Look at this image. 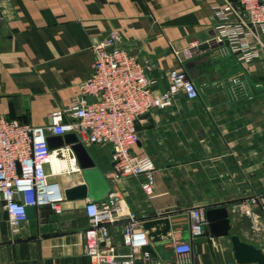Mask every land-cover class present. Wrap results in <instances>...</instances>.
I'll use <instances>...</instances> for the list:
<instances>
[{"label":"crops","instance_id":"obj_1","mask_svg":"<svg viewBox=\"0 0 264 264\" xmlns=\"http://www.w3.org/2000/svg\"><path fill=\"white\" fill-rule=\"evenodd\" d=\"M228 1L0 0V117L47 125L53 111L80 94L93 70V46L110 37L151 66L155 85L162 81L157 91L167 88L172 70H185L195 81L197 99L177 94L139 120L138 148L156 166L152 200L142 189L145 176L111 181L110 148L86 146L110 193L139 218L158 264H241L233 235L264 252V55L251 63L217 49L186 55L212 39L216 7ZM234 76L241 84H230ZM50 169L61 174L52 180L64 192L84 182L75 160L54 155ZM87 203L66 199L60 215L49 205L36 207L15 226L0 194V264H92L82 239ZM196 206L206 214L225 209L229 232L205 231L191 241V254L180 257L174 240H191L188 210ZM125 222L111 228L121 257L131 254L123 246ZM137 258L142 262L141 254Z\"/></svg>","mask_w":264,"mask_h":264},{"label":"built area","instance_id":"obj_2","mask_svg":"<svg viewBox=\"0 0 264 264\" xmlns=\"http://www.w3.org/2000/svg\"><path fill=\"white\" fill-rule=\"evenodd\" d=\"M216 12L219 22L214 36L207 43L189 49L188 59L215 49L222 56L234 54L244 63L264 55V0H232L216 7ZM93 52V70L81 83L80 94L66 107L53 111L47 125L34 126L0 117V194L15 226L27 219L28 207L49 205L57 215L63 212L65 192L52 180L53 175L61 174L51 169L49 173L48 169L54 155L76 162L77 159L71 146L50 149L49 135L75 134L85 147L110 148L109 179L115 182L143 175L144 193L151 200L156 196V166L138 148L141 137L136 122L169 106L177 94L197 99L196 83L187 71L172 70L167 75V88L163 92L154 90L156 82L149 74L151 66L116 44L114 37L96 43ZM229 81L233 86L241 84L240 76ZM188 213L191 240L181 237L174 240V251L180 257L191 254V241L202 236L208 225L203 206L192 207ZM86 214L89 227L82 234L83 251L92 264H158L146 250L149 243L139 228V218L127 212L119 194L109 193L101 201L88 200ZM123 219H126L123 246L131 250L126 257L119 255L111 235V228Z\"/></svg>","mask_w":264,"mask_h":264},{"label":"water","instance_id":"obj_3","mask_svg":"<svg viewBox=\"0 0 264 264\" xmlns=\"http://www.w3.org/2000/svg\"><path fill=\"white\" fill-rule=\"evenodd\" d=\"M111 50V49H110ZM193 67V63L189 64V68ZM159 77L158 73H155ZM162 86V81L159 79L158 84L153 87L154 90ZM164 91V88H162ZM90 100V99H89ZM148 117L143 116L141 119ZM139 130V120L136 122ZM48 144L50 149H56L65 146H71L75 153L80 172L84 182L80 185L71 187L65 191L67 200H93L101 201L105 199L110 191L111 185L102 172L96 167L95 162L91 158L86 147L79 141L75 134H67L63 136L49 135ZM35 214V207L27 208V217ZM8 217V212L6 211ZM225 209L218 211H208L207 220L208 226L205 231L216 235L228 234L229 224ZM235 258L241 264H264V252L256 246L242 241L238 236H231ZM149 251V248H146Z\"/></svg>","mask_w":264,"mask_h":264},{"label":"rangeland","instance_id":"obj_4","mask_svg":"<svg viewBox=\"0 0 264 264\" xmlns=\"http://www.w3.org/2000/svg\"><path fill=\"white\" fill-rule=\"evenodd\" d=\"M66 159H68V160H70V161H73V160H71L69 157H65ZM63 159V158H62ZM53 179H55V178H53Z\"/></svg>","mask_w":264,"mask_h":264}]
</instances>
